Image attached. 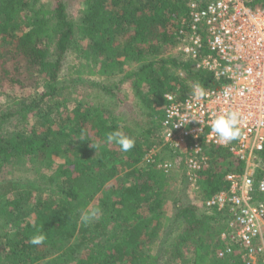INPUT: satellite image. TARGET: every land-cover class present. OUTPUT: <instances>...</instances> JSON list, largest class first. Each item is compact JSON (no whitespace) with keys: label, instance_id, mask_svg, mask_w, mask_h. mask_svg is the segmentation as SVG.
Returning <instances> with one entry per match:
<instances>
[{"label":"trees","instance_id":"trees-1","mask_svg":"<svg viewBox=\"0 0 264 264\" xmlns=\"http://www.w3.org/2000/svg\"><path fill=\"white\" fill-rule=\"evenodd\" d=\"M37 2L0 0V94L16 101L12 109L0 114V264H43L45 255L38 252L59 248L61 257L74 264H158L142 250L154 228L161 225L165 184L156 164L165 161L163 150L177 154L163 148L154 164H144L154 144L150 130L145 129L152 137L149 140L137 136L136 127L115 113L117 104H106L101 93L90 99L64 97L59 73L71 50L77 53L76 60L97 67L103 76H117L129 62L150 58L149 64L128 78L138 76L136 87L144 85L141 103L146 115L158 120L159 130L164 95L176 89L183 97L188 91V79L175 73L176 69L203 90L218 84L181 57L157 59L164 48L175 47L177 21L188 0H85L78 14L80 25L67 13L64 0ZM256 5L264 7V0H257ZM67 68L71 84L85 82L116 96L113 90L82 80L87 66ZM116 100L123 105L121 99ZM97 145L102 148L95 152ZM122 154L126 161L116 164ZM209 154L210 165L197 178L203 201L226 189L228 171H242V165L225 151L212 149ZM261 157L264 168V152ZM135 165L146 170L144 176L121 186L110 210L101 204L103 217L96 228L105 238L104 245L75 257L68 244L75 236L87 243L89 227L84 218L91 201L101 192L102 202L114 195V191L104 193L103 187L117 176L120 166L133 167L127 178H134ZM18 169L30 175L22 180L11 178V171ZM204 217L219 219L214 212ZM119 218H123L121 223ZM174 219L182 221L184 232L174 240L167 263L187 264L178 256L180 248L189 243L203 245L207 227L195 206L181 207ZM114 222L112 233H105ZM217 248L219 242L204 249L214 252ZM214 255L208 264H243L237 254L227 259Z\"/></svg>","mask_w":264,"mask_h":264},{"label":"built area","instance_id":"built-area-1","mask_svg":"<svg viewBox=\"0 0 264 264\" xmlns=\"http://www.w3.org/2000/svg\"><path fill=\"white\" fill-rule=\"evenodd\" d=\"M256 3L188 0L177 21L174 48L218 84L205 90L192 84L183 97L165 94L160 145L143 158L150 165L163 148L174 151L190 182L209 167L212 149L242 165V171L225 174L226 189L203 207L218 214L223 226L217 257L237 254L243 264L264 257V7ZM172 168L168 162L156 164L164 174Z\"/></svg>","mask_w":264,"mask_h":264},{"label":"rangeland","instance_id":"rangeland-1","mask_svg":"<svg viewBox=\"0 0 264 264\" xmlns=\"http://www.w3.org/2000/svg\"><path fill=\"white\" fill-rule=\"evenodd\" d=\"M50 0H38V4L40 5L42 2L49 3ZM67 5V13L74 19L76 25H80L79 16L78 14L82 11L85 7V0H64ZM49 4L48 6H51ZM77 53L74 50L69 51L66 54V58L63 61V68L59 73V81L61 82V88L63 89L62 93L63 96L66 98L73 97L75 99L79 98H87L90 99L91 96L95 93H101L104 96L106 104H117L115 107V113L119 115L120 119L123 120L128 126L133 127L136 129V135L144 138L146 140L151 139L150 133L155 136L153 141V146H159V142L157 139V133L160 132L158 130V120L157 119H150L146 113V107L141 103V97L144 93V85H141L137 88L135 83L138 82V76H133L131 79L128 78V75L134 74L139 68L147 65L151 62V59L146 57L138 62H129L127 66L124 68V73L119 74L117 76H103L98 72V68L95 66H88L85 62L81 60H76ZM170 58H178L176 49L174 46L167 47L163 49V53L159 56V60L162 59H170ZM83 65L87 66L88 74L82 78L83 81L91 80L94 83H97L99 86L105 87L106 89L113 90L115 93V97L108 96L103 91L99 90L94 85L83 83H73L71 84V79L69 77V71L67 66L68 65ZM174 71V70H173ZM175 73H181L178 69L175 70ZM184 74V73H183ZM185 75V74H184ZM187 78V86H191L192 82L190 76H180ZM75 80H80V78H75ZM64 81V84H63ZM72 85V86H71ZM1 87V86H0ZM178 89V88H177ZM1 92L2 89L0 88ZM8 94L10 92L6 91ZM176 95H180V91L176 90L173 92ZM116 97L121 99L123 105H120ZM61 98V96H60ZM61 100V99H60ZM16 104L15 99L8 98L3 94H0V114L6 112L9 109H12ZM137 122V124H136ZM150 130L149 134H146V130ZM152 147V146H151ZM101 145H97V149L95 152L101 150ZM162 157L165 161L171 163L173 168L169 174L160 173L163 177V182L165 184L163 190V198L164 204L163 207L160 209L162 214L161 218V225L154 228L151 236H149L148 240L144 242L142 246V250L144 252L149 253L153 258L155 257L158 261V264H168L167 259L169 254L171 253L173 242L177 239L180 235L184 232V226L182 221H174V216L181 207L185 206H195L199 210L200 219L203 220L207 227V231L203 238V245H194V244H187L182 246L178 252V256L180 259L185 260L187 264H195L196 261L200 262L197 264H208L211 256L214 255L217 258V251L218 248L215 249L214 252L212 250H205L209 244L214 245L218 242V236L223 230V226L217 221L216 219L209 220L204 216L209 215L210 212H206L203 207V198L200 195V186L198 185V180L195 182H190L184 177V170L182 161L177 156L170 155V152L163 150ZM263 158V157H262ZM121 162L116 161V164H123L126 161V156L124 154L121 155ZM133 169L126 168L120 166L118 168L117 176L109 181L104 187L103 191L106 194L114 191V195L108 196L106 201L102 202V198L104 195L101 193L97 194L94 199L91 201L84 220L86 221V225L89 227V231L87 232V243H82L80 236H75L69 242V246L74 248V252L76 253L74 256L79 257L81 254H85L88 252L90 248L99 250L104 245V239L100 235V231L96 228V223L103 217V209L101 204L107 207V209H111V203L117 200L116 192H119L121 186H128L130 183H135L134 180L141 178L146 173V170L141 166H134V169L138 172H142L140 175L138 172H135V177L130 179L127 178L128 173ZM30 175V174H29ZM28 173L25 170H14L11 171L10 176L13 179L22 180L27 178ZM106 204V205H105ZM119 208L116 206L115 209ZM141 212L145 213L146 209L142 210ZM204 215H203V214ZM211 214V213H210ZM119 223L123 221V218H119L117 220ZM156 222L153 223V226ZM109 225V224H108ZM117 225V222L110 223L105 233L109 232L112 233L111 226ZM109 229V230H108ZM2 233L1 226H0V234ZM1 251V247H0ZM39 255H45L43 259V264H74L73 262H66L65 258L61 257V250H52L48 251L47 249H42L38 252ZM198 257L202 258V260L197 259ZM170 258V257H169ZM218 259V258H217ZM256 264H264V258H261L256 262Z\"/></svg>","mask_w":264,"mask_h":264}]
</instances>
